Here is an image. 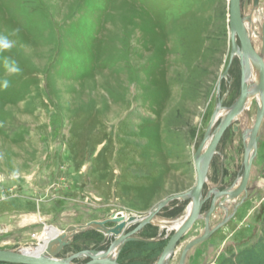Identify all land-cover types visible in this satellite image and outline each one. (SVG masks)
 <instances>
[{"label": "rangeland", "instance_id": "obj_1", "mask_svg": "<svg viewBox=\"0 0 264 264\" xmlns=\"http://www.w3.org/2000/svg\"><path fill=\"white\" fill-rule=\"evenodd\" d=\"M252 2L241 0L243 17ZM229 15V0H0V36L12 45L0 51V81H9L0 89V249L32 252L72 225L145 215L194 186L193 155L218 101L229 107L241 92L239 54L222 78ZM251 19V44L264 60V0ZM257 93L245 113L246 146L262 106ZM246 127L239 118L224 132L205 197L242 176ZM248 187L218 205L212 226L241 201L186 264H264V131ZM188 204L176 200L161 216L177 224ZM204 228L196 221L170 264ZM173 232L147 225L136 236L155 241L128 242L118 262L157 264ZM111 240L79 232L57 257L107 249Z\"/></svg>", "mask_w": 264, "mask_h": 264}, {"label": "water", "instance_id": "obj_2", "mask_svg": "<svg viewBox=\"0 0 264 264\" xmlns=\"http://www.w3.org/2000/svg\"><path fill=\"white\" fill-rule=\"evenodd\" d=\"M255 5H258L259 0L253 1ZM229 29H230V38H231V52H230V60L229 63L223 73L222 78L226 77L229 74L230 67L234 61V57L236 54L240 52V71H241V92L233 104L229 107H223V99H219L216 109L214 111L213 117L209 126L207 128L206 134L201 141L197 151L193 156L194 165L196 169V182L194 186L181 194H176L171 197H168L165 200L159 202L149 213L145 215H137V214H123L117 213L112 214L110 217H106L101 220H95L88 223H82L78 225H72L67 229L60 231L59 234L52 235L50 241L46 243L45 250L41 253L40 256H32L28 255V253H21L19 251L13 250H3L0 249V263H7V264H75L73 260L83 257V255L87 258H90V261L86 264H120L118 262V257L124 248V246L130 241H139L145 243H151L155 240L144 239L139 236H136L140 230H142L147 225L154 224V219L160 215L163 210L168 207L174 201H188L190 206L193 203V209L190 216L187 220L182 223V225L175 229L173 235L170 237L167 245L165 246L164 250L162 251L157 264H170L175 250L178 246L180 239L191 229L194 223L198 219H204L205 221V228L202 235L197 236L190 240L186 246L183 248L182 253L179 258L178 264H186L188 255L190 251L199 243L208 239L218 228L227 224L229 220L235 215L237 209L239 208L241 201L236 203L233 206V211H226L228 214L221 222L217 225L212 226L210 223L211 216L216 212V209L219 205V208L225 209V202L229 200V195L238 196L243 191L248 192L249 187V175L252 168L253 158L257 154V144L259 139L264 131V128L261 129L260 123L264 117V60L262 56L255 51V49L251 45V40L249 36L245 34V26L242 17L241 11V0H229ZM235 31L239 34L240 45L242 48L247 51V54L255 60L258 64V71L260 82L259 86L256 88L262 94V110H259L257 113L258 122L253 129V148L254 151L250 155L249 158V146H246V138L248 136L249 130L242 131V138L244 141V158H243V174L239 177L232 185L225 187L222 190H211L208 196H204V187L208 181V173L211 167V163L214 159V156L218 153V145L221 141V138L224 132L234 124L235 118L240 114V110L243 107V102L245 101L246 97L249 94V82L248 76L246 74L247 67H246V60L244 59L243 51H240L239 45L236 42V35ZM263 40V49H264V33L262 36ZM264 55V54H263ZM221 83L219 82V89ZM220 90H218V93ZM221 108H224L226 113L225 115L220 117V123L215 127V119L217 114L220 112ZM214 134L208 143L207 148L204 150L203 147L207 143L209 139V135L212 129H214ZM236 129V128H235ZM237 131V129H236ZM255 133V134H254ZM241 184L239 185L236 191H232L233 187L239 183L241 180ZM214 195V196H213ZM244 195V194H243ZM212 197L211 205L208 210L203 211V207L206 203V200ZM224 198V200L220 203V200ZM245 199V198H243ZM242 199V200H243ZM220 203V204H219ZM187 215H185L186 218ZM183 220V219H182ZM180 220V221H182ZM112 224V226H109ZM134 227L133 229H130ZM173 227V226H172ZM171 227V229H172ZM89 230H96L104 234L105 237L112 238L110 245L107 249L97 250L91 249L76 253L66 259L58 258L59 252L63 250L64 247L70 244L71 239L79 232H87ZM112 254L111 259H105V257L109 254Z\"/></svg>", "mask_w": 264, "mask_h": 264}, {"label": "bare ground", "instance_id": "obj_3", "mask_svg": "<svg viewBox=\"0 0 264 264\" xmlns=\"http://www.w3.org/2000/svg\"><path fill=\"white\" fill-rule=\"evenodd\" d=\"M254 1V0H253ZM255 7H256V5H255V3L254 2H252L251 3V6L249 7V13L248 14H246V17H243V15H242V17H243V22H244V26H245V34L247 35V36H249V38H250V40H251V38H252V35H251V24H252V16H253V12H254V9H255ZM243 14V13H242ZM249 15V16H248ZM236 33H235V35H236V42H237V44H238V38H239V34H238V32L237 31H235ZM251 43H252V41H251ZM239 45V50L240 51H243V54H244V59L246 60V62H247V64H246V67H247V72H246V74H247V76L249 77L248 78V82H249V84H248V86H249V94H248V96L246 97V99H245V101L243 102V107H242V109L240 110V114L235 118V120H238L239 118H240V120L242 121V124L244 125V126H247L246 127V129L245 130H250V128H251V123L248 121V119L246 118V115H245V113H246V111H247V108L249 107V105H250V103L252 102V100H253V98H254V95H255V93H257L259 90L258 89H256L258 86H259V82H260V77H259V71H258V64L255 62V60H253L251 57H250V55L249 54H247V51H245V49L244 48H242V46L240 45V44H238ZM252 45V44H251ZM253 47V46H252ZM254 48V47H253ZM264 50V49H263ZM256 51V50H255ZM240 53H242V52H240ZM240 53H239V56H240ZM240 58V57H239ZM257 94H259L260 95V97L262 98V94L261 93H257ZM263 106H264V104H263ZM260 110H262V106H261V108H260ZM225 113H226V111H225V109L224 108H221V110H220V112L217 114V117H216V119H215V123L218 121V123H219V119L218 118H220L222 115L224 116L225 115ZM264 118V117H263ZM218 119V120H217ZM235 120H234V122H235ZM249 122V123H248ZM257 122H258V119H257ZM257 122H256V124H257ZM249 124V125H248ZM218 125V124H217ZM260 126H262V128H263V125H262V120H261V123H260ZM255 128V127H254ZM250 133V132H249ZM213 134H214V131L212 132V130H211V132H210V135H209V139H208V141H207V143L205 144V146L203 147V149L205 150L206 148H207V146H208V143L210 142V139H211V137L213 136ZM253 134V133H252ZM255 134V133H254ZM253 135H251V140H253L252 137ZM248 147V146H247ZM250 149V148H249ZM250 151V154H249V158H250V155L252 154V152L254 151V148L252 149L251 148V150H249ZM194 154H195V152H194ZM194 156V155H193ZM194 161V160H193ZM253 164V163H252ZM252 169V168H251ZM250 173H251V171H250ZM250 176V175H249ZM241 181H242V178H241V180L239 181V183H237L234 187H233V189H232V191H236L237 189H238V187H239V185L241 184ZM233 198V197H232ZM231 198V199H232ZM192 209H193V203H191L190 204V206L188 207V210H187V216H186V218L184 217L183 218V220L182 221H179L177 224H172V222H171V220H169V219H166V218H164V217H162L161 216V214L160 215H158L155 219H154V221H153V223L154 224H152V225H158V226H161V227H167V228H171L172 226V229H174V231H175V229H178L181 225H182V223H184V221L185 220H187V218L190 216L189 214H191V212H192ZM199 220V219H198ZM197 220V221H198ZM196 223V222H195ZM194 223V224H195ZM194 226V225H193ZM192 226V227H193ZM191 227V228H192ZM174 233V232H173ZM173 235V234H172ZM171 235V236H172ZM48 242V241H47ZM46 242V243H47ZM46 243H44V244H42L37 250H34V251H32V252H26V251H21V253H28V255H32V256H40L41 255V253L45 250V248H46ZM108 257V258H107ZM111 259L112 258V254L110 253L109 254V256L107 255L106 257H105V259Z\"/></svg>", "mask_w": 264, "mask_h": 264}, {"label": "clouds", "instance_id": "obj_4", "mask_svg": "<svg viewBox=\"0 0 264 264\" xmlns=\"http://www.w3.org/2000/svg\"><path fill=\"white\" fill-rule=\"evenodd\" d=\"M11 43L7 40L6 37L4 36H0V51L9 49L11 47ZM12 63H15L14 61H12ZM7 64H8V58H5V67L7 68ZM11 71H15V72H19L20 69L14 68L11 69ZM9 86V81L7 79H3L2 81H0V89H6ZM13 179L16 178V173H13Z\"/></svg>", "mask_w": 264, "mask_h": 264}, {"label": "flooded vegetation", "instance_id": "obj_5", "mask_svg": "<svg viewBox=\"0 0 264 264\" xmlns=\"http://www.w3.org/2000/svg\"><path fill=\"white\" fill-rule=\"evenodd\" d=\"M250 138H251V137L249 136V140H250ZM251 146H252V144L249 145V148H250L249 150H251ZM252 148H253V147H252ZM219 204H220V203H219ZM236 213H237V212H236ZM236 213H235V215H236ZM235 215H234V216H235ZM226 216H227V215H226ZM234 216H233V217H234ZM224 217H225V216H224ZM233 217H232V218H233ZM232 218H231V219H232ZM231 219H230V220H231ZM230 220H229V221H230ZM109 226H112V224H109ZM150 226H151V225H150ZM108 238H110V237H108ZM110 239H112V238H110ZM122 250H123V249H122Z\"/></svg>", "mask_w": 264, "mask_h": 264}, {"label": "trees", "instance_id": "obj_6", "mask_svg": "<svg viewBox=\"0 0 264 264\" xmlns=\"http://www.w3.org/2000/svg\"><path fill=\"white\" fill-rule=\"evenodd\" d=\"M234 63V62H233ZM233 63H232V65H233ZM231 70H232V68H230ZM126 247V246H125ZM125 247L123 248V249H125ZM123 251V250H122ZM122 251H121V253H122ZM120 253V254H121ZM121 262V264H124V263H122V261H120Z\"/></svg>", "mask_w": 264, "mask_h": 264}]
</instances>
